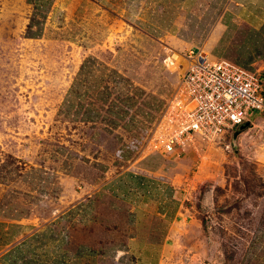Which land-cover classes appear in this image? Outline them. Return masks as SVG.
I'll use <instances>...</instances> for the list:
<instances>
[{
    "label": "rangeland",
    "instance_id": "obj_1",
    "mask_svg": "<svg viewBox=\"0 0 264 264\" xmlns=\"http://www.w3.org/2000/svg\"><path fill=\"white\" fill-rule=\"evenodd\" d=\"M236 2L264 15V0H0V257L21 245L47 264H264V111L180 154L150 144L182 72L168 57L208 55ZM249 68L264 88V59ZM125 170L158 185L85 238ZM157 201L181 209L166 219Z\"/></svg>",
    "mask_w": 264,
    "mask_h": 264
},
{
    "label": "built area",
    "instance_id": "obj_2",
    "mask_svg": "<svg viewBox=\"0 0 264 264\" xmlns=\"http://www.w3.org/2000/svg\"><path fill=\"white\" fill-rule=\"evenodd\" d=\"M178 57H168L182 72L161 131L151 140L153 150L180 154L196 140L216 142L250 122L254 110H264L258 71L224 58L212 60L202 50L190 49L180 56L182 62Z\"/></svg>",
    "mask_w": 264,
    "mask_h": 264
},
{
    "label": "crops",
    "instance_id": "obj_3",
    "mask_svg": "<svg viewBox=\"0 0 264 264\" xmlns=\"http://www.w3.org/2000/svg\"><path fill=\"white\" fill-rule=\"evenodd\" d=\"M235 4L241 8L238 10L236 7L237 12L235 10L234 13L226 14L229 19L228 21L225 20L224 16L218 18L209 30L206 41V45H210L208 56L210 55L212 60L221 58L228 59L249 68L250 66L260 64L264 59V15H258L256 7L250 9V6L247 4H240L237 2ZM231 14H233L232 18ZM231 26L241 33V35H238V38L240 36L239 40L226 38L225 34H227ZM225 42L231 44L227 50V45H224ZM237 42L239 43L237 44ZM144 180H146L148 184L154 183L158 185V182L153 178L141 179L136 172L126 170L104 183V188L108 193L98 199L99 205L95 207V210L90 216L91 218L89 217L88 219L91 222L80 226L84 237L87 238V232L91 234L97 232L95 231L98 229L97 224L108 226L115 222L113 221L115 220L113 216L119 215L122 219L124 216L128 215L129 211L136 210L138 213L143 200L148 199L145 195L148 191L141 190L140 186L143 184ZM174 197L177 198L176 196ZM102 200H104V202ZM163 202L164 200L162 203ZM156 203H158L157 211L159 212H157V214H160L166 219H170L173 215L176 217L181 209V203L178 201H170L173 206L172 209H169L167 205H162L160 201ZM84 211H86V209ZM104 242H106V240ZM99 244L100 243L97 242V245Z\"/></svg>",
    "mask_w": 264,
    "mask_h": 264
},
{
    "label": "trees",
    "instance_id": "obj_4",
    "mask_svg": "<svg viewBox=\"0 0 264 264\" xmlns=\"http://www.w3.org/2000/svg\"><path fill=\"white\" fill-rule=\"evenodd\" d=\"M30 1V0H29ZM35 24L34 21V14L31 17V21L28 23V30L32 27V25ZM37 33H32L29 36L34 37L37 36ZM264 111V110H263ZM249 123L246 125L248 126ZM244 126L243 128H247V126ZM238 132H241V129H237ZM43 234H40L39 237H41ZM37 238V237H36ZM85 250V248H83ZM79 250V253L85 254V251L88 255L95 254L94 251H87V250ZM83 251V252H82ZM63 256L57 257V259L51 260L50 264H64ZM0 264H47L46 258H44L42 255L38 254L36 255L34 253V249L29 248L27 250H24L23 246L18 245L11 249L9 252L4 253L0 257Z\"/></svg>",
    "mask_w": 264,
    "mask_h": 264
},
{
    "label": "water",
    "instance_id": "obj_5",
    "mask_svg": "<svg viewBox=\"0 0 264 264\" xmlns=\"http://www.w3.org/2000/svg\"><path fill=\"white\" fill-rule=\"evenodd\" d=\"M245 125H246V124H243V125H241L239 128H240V129H243V127H244ZM237 132H238V130H236V131L234 132V135H236ZM234 137H235V136H234Z\"/></svg>",
    "mask_w": 264,
    "mask_h": 264
},
{
    "label": "clouds",
    "instance_id": "obj_6",
    "mask_svg": "<svg viewBox=\"0 0 264 264\" xmlns=\"http://www.w3.org/2000/svg\"><path fill=\"white\" fill-rule=\"evenodd\" d=\"M247 124V123H246ZM240 129V128H239Z\"/></svg>",
    "mask_w": 264,
    "mask_h": 264
}]
</instances>
